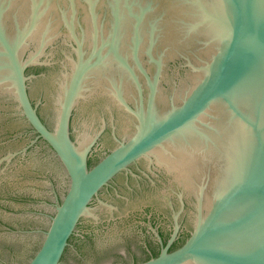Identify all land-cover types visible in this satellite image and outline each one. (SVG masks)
<instances>
[{
	"label": "water",
	"instance_id": "95a60500",
	"mask_svg": "<svg viewBox=\"0 0 264 264\" xmlns=\"http://www.w3.org/2000/svg\"><path fill=\"white\" fill-rule=\"evenodd\" d=\"M159 73L156 114L175 107L153 118ZM136 89L135 133L88 167ZM172 137L169 184L88 205ZM176 194L196 197L193 230L143 261L138 211ZM0 264H264V0H0Z\"/></svg>",
	"mask_w": 264,
	"mask_h": 264
},
{
	"label": "flooded vegetation",
	"instance_id": "af4514ba",
	"mask_svg": "<svg viewBox=\"0 0 264 264\" xmlns=\"http://www.w3.org/2000/svg\"><path fill=\"white\" fill-rule=\"evenodd\" d=\"M147 75L149 76L150 74L147 73ZM160 75L161 74L159 73L155 96H154L153 105H152L153 118H161L171 108L175 107L173 104H170L166 106V108L168 109L164 107L160 114L158 115L156 114L158 113L159 109H161L159 107V104L157 105L156 103L157 98L160 94L159 92H161L159 88L161 85ZM144 77H145V81L143 79H142V82L139 81L141 85L143 113L146 112V106H147L146 103H147V99L149 96V88H148V84L146 81V76L144 75ZM151 78H152L151 80L154 79V77H151ZM133 95L134 96H132V100L130 99H128V101L126 100L129 109H127L121 103V101H119V99L117 103L118 108H120L121 112H123L124 115H126V117L128 118L127 125L124 128L125 136H119L118 134H116L115 132L116 125H113V126L111 125L109 131L111 133V130H114V135L112 136L114 138V145L111 148L105 150L104 153H102L99 157H97V160L95 162H91L90 158H88L87 160L88 167H91L92 165L97 163L112 149L117 147L121 142H126L135 133L137 129V125H138L137 114L140 109V105H139L140 97H139V93L137 89H136V93L134 90ZM171 95L172 94L170 93L168 95V98L171 97ZM207 111L204 114H202L200 118L193 121V125L189 129L194 134L199 135V138L202 140L208 139V137L206 136L207 132L205 131V127L203 126L206 120L202 119V117L207 114ZM208 114L210 113L208 112ZM29 127L32 132L31 143L33 144L41 140L46 144V146L55 155L51 147L41 137L37 136V132L30 126V124H29ZM173 138L174 137L153 147L151 150L147 151L143 155L131 161L129 164H127L125 168L115 173L104 185H102L98 189L97 194L91 198L88 205L91 206L95 203L101 204L102 201H104L105 193L111 196H119L118 193L123 189L127 193H130V194H134L135 192L141 193L147 190L158 191L160 187L166 186L167 183L169 184L171 176L172 177L174 176V172L170 168L168 163H166V161L161 158V154L165 155V153L168 152V147L166 146V143H168ZM202 170L200 173H204L202 172ZM175 179L172 178L171 181L173 180L172 182L175 183L174 182ZM176 187L177 186H175V188ZM175 188H170L168 191L170 192L172 191V193L176 192ZM195 204H196L195 196H190L188 197V199H186V198H183L181 194H176V197H168L167 199L158 201L156 206L151 207L149 204H144L141 206V209L138 211L139 215L137 216V220L140 223H142L145 233L152 238V244L148 243L145 246L148 257L144 259L143 261L157 256L160 253V251L166 246L168 240L171 238L173 233H175L174 234L175 236L167 248L168 251H172L178 248L185 242V240L189 237L191 231L193 230V221H194V216H195ZM101 205H98V206H101ZM81 219L82 217L79 219V221L77 222L75 226L73 233L68 238L67 245L70 239L73 238L75 230L77 226H79Z\"/></svg>",
	"mask_w": 264,
	"mask_h": 264
}]
</instances>
